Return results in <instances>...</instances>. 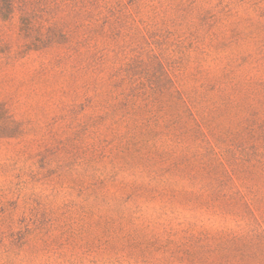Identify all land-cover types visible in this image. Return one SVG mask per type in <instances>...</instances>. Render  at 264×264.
<instances>
[{
    "label": "rangeland",
    "instance_id": "1",
    "mask_svg": "<svg viewBox=\"0 0 264 264\" xmlns=\"http://www.w3.org/2000/svg\"><path fill=\"white\" fill-rule=\"evenodd\" d=\"M0 264H264V0H0Z\"/></svg>",
    "mask_w": 264,
    "mask_h": 264
}]
</instances>
